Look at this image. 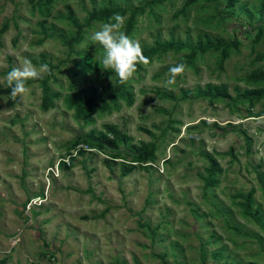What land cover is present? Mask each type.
<instances>
[{"label": "rangeland", "instance_id": "rangeland-1", "mask_svg": "<svg viewBox=\"0 0 264 264\" xmlns=\"http://www.w3.org/2000/svg\"><path fill=\"white\" fill-rule=\"evenodd\" d=\"M144 1L0 0V28L7 24L0 34V86L6 87L7 73L25 59L39 69L44 58L56 66L48 84L60 94L48 110L40 106L35 79L27 81L22 101L11 91L0 94L4 264H264V228L238 204V195L254 188L252 210L264 222L258 179L259 173L264 178V99L249 105L237 97L253 87L246 80L252 70H261L264 79L260 0H238L232 8L225 0H198L187 8L185 0H165L137 14L128 35L142 50L156 41L186 46L160 49L137 65L126 83L133 96L127 106L114 91L112 70L101 68L103 49L89 39L108 21L86 27L69 53L62 38L75 29L66 7L83 22L92 8ZM123 16L126 21L128 14ZM205 38L237 42L223 69L216 63L218 50L197 52L166 86L169 69L183 64L189 46ZM84 53L86 71L76 64ZM207 83L227 84L234 100L195 96ZM92 87L107 104L99 102L91 116H79L64 103L71 92ZM108 123L116 126V138L107 132L114 144L98 148L83 142ZM143 145L153 149V160L136 158L134 146ZM204 153L221 167L217 184L208 188L201 179ZM122 166L131 169L124 174Z\"/></svg>", "mask_w": 264, "mask_h": 264}, {"label": "trees", "instance_id": "trees-1", "mask_svg": "<svg viewBox=\"0 0 264 264\" xmlns=\"http://www.w3.org/2000/svg\"><path fill=\"white\" fill-rule=\"evenodd\" d=\"M165 0H145L142 4L133 6V7H122L118 5L108 4L101 8H92L87 12L86 17L84 18L83 22H79L77 18L74 17L72 9L67 6L66 18L71 22L74 26V32L68 38H62V42L66 44L68 47L69 53H72L74 45L81 42L83 39V32L86 27H89L93 22L96 21H109L110 18L114 14H121L126 15L128 14L125 24H124V31L126 34H129L134 27L135 18L137 14L143 13L146 7H152L156 4H161ZM198 0H185L183 3V8H187L188 6L194 4ZM205 1H214V0H205ZM226 6L229 8L234 7L238 0H225ZM259 13L264 12V0H260V7L258 9ZM42 24V23H41ZM7 24L4 23L0 28V34L6 29ZM45 36V33H44ZM260 36V31L256 33V39ZM186 44L182 42H177L174 40H170L167 43L159 44V41H156V44L152 47L146 48L142 50L143 55L146 57L149 54L155 53L160 49L165 50H180L184 48ZM237 42H230L225 41L222 39H210L205 38L204 40L199 39L197 43L194 45L189 46V53L186 56V60L183 64L190 63L192 58L196 55L197 52L204 53L208 49L218 50V58H217V66L219 69H223V65L225 60L230 55V48L236 47ZM82 59L76 64L81 68V70L86 71L90 67L88 53H84ZM41 62L43 64H47L50 71L44 77L39 79H35L39 82V86L41 89V108L42 110H48L54 106L53 100L57 98L60 94L57 91H53L48 84V79L51 76L52 70L56 67L52 65L50 62L46 61L44 58H41ZM109 74L115 76L117 81L115 85L114 91L120 92L122 98H124L125 103L127 106H131L133 103V96L132 94L126 89V84H120L118 77L113 71H108ZM263 72L261 70H252L247 76L246 80L251 82L253 87L246 88L242 90L240 94H237V97L241 98L242 100L248 101L249 105H252L255 102L264 99V79L262 78ZM11 91V89L6 85V87L2 88L0 86V94L4 93L7 94ZM114 95V94H113ZM111 94L112 100L114 98ZM162 97H171L169 94L160 93ZM195 96L201 98H207L209 101H213L215 99H223L231 102L233 97L228 92V86L225 83L220 84H212L207 83L204 87H197ZM101 102L102 105L107 104L106 97L101 95L99 91L92 87L90 89H78L70 94L66 95L64 98V103L67 107L72 108L74 112L82 117H89L93 114L97 104ZM264 115V113H261ZM104 131H98L97 135H94V131H91L84 139L83 142L92 147H103L105 145L114 144L115 140L110 139L107 135L109 132L114 138L117 137V130L116 126L113 124H103ZM136 158L139 160H153L155 155L154 151L150 147L141 146L136 147ZM203 157L207 160V166L205 167V175L201 176L203 180V187L208 188L211 186H215L218 182L216 175L221 171V167L215 157H213L209 153H204ZM124 169L123 173H127L131 168L122 166ZM259 182L261 183L262 191L264 192V178L261 173L258 174ZM255 190L251 188L245 194H239L238 196L242 198L238 204L242 208L243 215L251 218L256 224H258L261 228H264V222L262 221L259 212L257 209L252 210L253 205V194ZM5 259L0 258V264H4ZM254 264V263H250Z\"/></svg>", "mask_w": 264, "mask_h": 264}, {"label": "clouds", "instance_id": "clouds-1", "mask_svg": "<svg viewBox=\"0 0 264 264\" xmlns=\"http://www.w3.org/2000/svg\"><path fill=\"white\" fill-rule=\"evenodd\" d=\"M124 22L123 15L114 14L108 22L103 23L100 29L94 31L89 37L93 44L103 49L99 57L100 65H102L100 67L103 70L111 69L118 77L120 84L128 83L137 72V65L146 63V57L143 55L139 42L123 31ZM96 59L95 55L94 60ZM185 68L186 66L182 63L171 67L166 74L168 76L166 86L173 85L177 75L184 73ZM49 71L47 64L40 65L37 69L30 60L25 59L20 66L10 70L5 77L11 89L12 98L19 97L22 101L28 91L27 81L39 79L42 73Z\"/></svg>", "mask_w": 264, "mask_h": 264}]
</instances>
